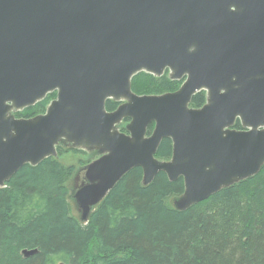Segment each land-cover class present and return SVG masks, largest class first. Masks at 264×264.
Here are the masks:
<instances>
[{
    "label": "water",
    "instance_id": "water-1",
    "mask_svg": "<svg viewBox=\"0 0 264 264\" xmlns=\"http://www.w3.org/2000/svg\"><path fill=\"white\" fill-rule=\"evenodd\" d=\"M165 69L185 77L176 91L131 89L135 74ZM201 89L207 102L190 107ZM51 91L44 113L15 117ZM108 99L123 102L107 111ZM123 118L128 133L115 129ZM236 118L244 129L232 128ZM163 138L172 155L161 160ZM61 141L101 153L73 193L82 221L134 167L144 185L159 171L182 177L178 210L256 175L264 165V0H0V187L23 165L56 156Z\"/></svg>",
    "mask_w": 264,
    "mask_h": 264
},
{
    "label": "trees",
    "instance_id": "trees-1",
    "mask_svg": "<svg viewBox=\"0 0 264 264\" xmlns=\"http://www.w3.org/2000/svg\"><path fill=\"white\" fill-rule=\"evenodd\" d=\"M180 84L167 72L141 71L131 79L139 95L163 94ZM54 96L49 93L15 117L43 113ZM204 102L200 91L191 106ZM116 106L111 99L105 103L109 111ZM171 154L172 140L163 138L155 156L162 160ZM71 170L50 156L23 165L0 187V264H264V165L186 210L167 201L183 193L182 177L170 181L159 171L144 185L142 168L134 167L86 221L70 210L65 182ZM31 249L37 251L23 253Z\"/></svg>",
    "mask_w": 264,
    "mask_h": 264
},
{
    "label": "rangeland",
    "instance_id": "rangeland-1",
    "mask_svg": "<svg viewBox=\"0 0 264 264\" xmlns=\"http://www.w3.org/2000/svg\"><path fill=\"white\" fill-rule=\"evenodd\" d=\"M65 143H61L58 148V154H56L57 159L63 163L65 166H71L72 170L68 177H66V186L68 190V197L70 203V210L76 217H79V208L73 199L74 191L83 183L85 180L84 170L85 166L94 158L96 154L90 149H69ZM81 179L83 181H81ZM82 183H81V182ZM80 182V184H79ZM85 183V182H84ZM180 195L169 196L167 201L173 206V201L177 199Z\"/></svg>",
    "mask_w": 264,
    "mask_h": 264
},
{
    "label": "flooded vegetation",
    "instance_id": "flooded-vegetation-1",
    "mask_svg": "<svg viewBox=\"0 0 264 264\" xmlns=\"http://www.w3.org/2000/svg\"><path fill=\"white\" fill-rule=\"evenodd\" d=\"M233 9H235V7L234 6H231V10H233ZM165 72H167L168 73V76L170 77V72H169V70L168 69H165V71L161 74V75H163ZM157 76V75H156ZM160 76V75H159ZM171 78V77H170ZM172 79V78H171ZM176 80H181V84L184 82V80H185V77H183V78H179V79H176ZM181 84H180V86H181ZM179 86V87H180ZM179 87L177 88V89H179ZM176 89V90H177ZM176 90H174V91H176ZM200 91H204V93H205V102L201 105V106H203L206 102H207V90L206 89H201ZM200 91H198V92H200ZM52 92H55V96H54V98L56 97V91H51V92H49V93H52ZM170 92H172V91H170ZM49 93H47V95L49 94ZM197 93V92H196ZM195 93V94H196ZM194 94V95H195ZM46 95V96H47ZM193 95V96H194ZM193 96H192V98H193ZM54 98H52L51 100H53ZM50 100V101H51ZM108 100H110V99H108ZM112 100V99H111ZM50 101H49V103H50ZM115 101V100H114ZM191 101H192V99H191ZM191 101H190V104H189V106L190 107H194V108H199V107H195V106H191ZM116 103H117V106L119 105V104H121L123 101H115ZM48 103V104H49ZM106 103V102H105ZM48 104H47V106H48ZM47 106H46V108H47ZM117 106H116V108H117ZM200 106V107H201ZM46 108H45V110H46ZM106 108V107H105ZM115 108V109H116ZM115 109H113V110H115ZM107 110V109H106ZM113 110H111V111H113ZM107 111H109V110H107ZM45 112V111H44ZM43 112V113H44ZM39 114H42V113H39ZM39 114H37V115H39ZM130 121V119L129 118H123L119 123H117L116 125H115V129L117 130V131H120V132H124V133H128V131L126 130V125L128 124V122ZM239 123L240 124V127L239 128H236L235 127V124L236 123ZM151 125H153L152 126V130H153V127H154V124H151ZM232 128L233 129H236V130H242V129H244L243 128V126H242V124H241V121H240V119L239 118H236L235 119V121H234V123H233V125H232ZM152 132V131H151ZM146 134L147 135H150L151 133H147V131H146ZM65 143V144H67V146L68 147H70L69 149H88V148H75V147H72L68 142H66V141H61L58 145H57V147H56V150H58V148L60 147V145H61V143ZM91 151H93L95 154H96V157H94L92 160H94V159H96L97 157H99L100 155H101V153H99V151L97 150V149H90ZM57 154H58V151H57ZM172 155V154H171ZM54 157H56V156H54ZM57 158V157H56ZM91 160V161H92ZM90 161V162H91ZM81 181H83L82 179H81ZM80 181V182H81ZM80 182H79V184H80ZM84 182H86L85 180L83 181V183ZM82 183V182H81ZM82 183V184H83ZM81 185V184H80ZM79 185V186H80Z\"/></svg>",
    "mask_w": 264,
    "mask_h": 264
}]
</instances>
